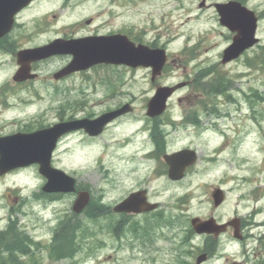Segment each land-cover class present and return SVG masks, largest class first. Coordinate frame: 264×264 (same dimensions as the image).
Segmentation results:
<instances>
[{
    "label": "flooded vegetation",
    "instance_id": "flooded-vegetation-1",
    "mask_svg": "<svg viewBox=\"0 0 264 264\" xmlns=\"http://www.w3.org/2000/svg\"><path fill=\"white\" fill-rule=\"evenodd\" d=\"M155 1L0 0V205L1 199L10 198L11 194V202L14 204L0 207H7L4 224L0 225V264H16L14 261L18 264H42L44 258L50 262H58L59 258H71L76 252L82 251L81 245L85 238L94 239L98 229L111 232L106 237L118 240L119 245L123 243L124 246L120 249L124 252L133 246L139 252H151V247L156 246L159 219V205L153 199L156 187L160 184L164 190L166 184L182 182L196 166V163L187 166L184 176L174 180L168 175L169 166L164 156L191 149L196 152L198 159V152L191 147L194 143L190 131L194 133L200 130L201 135L208 134L217 124L213 122L214 124L202 125L198 120L207 113L213 117L219 115L200 110L207 101L206 89L202 88L206 87L207 81L215 83L222 77L230 78L228 73L222 72L218 67L240 60L243 65L249 66L252 60L249 55L253 54V47L227 63L222 62L223 48L218 53L219 61L215 64L202 67L194 74L186 73L177 82H163V78L171 71L170 65L179 68L182 57L174 56L168 51L167 27L165 36L155 22V14L151 9ZM206 1L201 0L199 8H211L219 22L215 4L231 0H213L208 4ZM234 1L250 8L248 0ZM220 27L227 33L225 39L228 45L235 32L222 24ZM87 37H91L93 43L101 37L106 38L109 42L107 48L112 51L139 45L150 49H164L166 61L161 71L155 75L151 66L100 62L85 70L72 71L58 77V73L72 60L71 54L57 52L32 60L25 54L26 50L46 46L53 41L58 49V39L67 41ZM90 50L100 51L99 47ZM185 52L182 54L187 55V60L198 51L193 47H186ZM100 70L106 72L101 84L107 83L114 87L136 82L135 75L140 72L154 84V89L184 82L182 88H188L189 93L177 97L176 102L185 104L187 109L174 113L169 108L173 99L171 97L176 91L168 100L166 110L160 115L150 116L146 110L139 111L132 107L111 120L98 135L76 129L61 136L59 141L71 135H80L83 141L92 146L111 126L122 124L117 139L122 149V157L119 159L122 163V177L119 183L105 180L107 173L102 168L99 176L96 177L95 174L90 178L87 187L77 188L76 181L74 194L77 196L79 190H87L88 204L80 213L71 210L70 216L58 221V196L68 193L44 190L47 178L40 173V162L46 161V153L32 152L26 135L62 121L94 119L126 102L98 113L90 111L58 117V111L53 109L31 110L32 101L44 100L46 93L42 92L47 89L52 91L51 95L58 96L62 91L59 87L76 75L94 83L93 74ZM85 74L87 77H83ZM241 76L244 77V73ZM79 92L83 93L84 90L79 89ZM137 113L141 115L135 116ZM32 154L39 156L38 159H32ZM50 164L56 169H63L58 166V140L50 153ZM21 176L33 184L22 187L16 182ZM115 189V192L119 191L116 193L119 197L110 201L107 199L108 191ZM131 195L135 196L132 210H113L117 203L125 201ZM154 204L156 207H153ZM47 211L54 217H44ZM38 218H42V222ZM230 228L228 226L225 233ZM182 236L186 239L189 233Z\"/></svg>",
    "mask_w": 264,
    "mask_h": 264
},
{
    "label": "rangeland",
    "instance_id": "rangeland-1",
    "mask_svg": "<svg viewBox=\"0 0 264 264\" xmlns=\"http://www.w3.org/2000/svg\"><path fill=\"white\" fill-rule=\"evenodd\" d=\"M200 1L156 0L151 7L154 20L165 36L167 27L169 53L182 57L179 68L170 65L171 71L163 82H177L186 73L194 74L202 67L215 64L219 61L218 53L227 45L226 31L220 27L211 8H199ZM211 1L207 0L206 4ZM247 4L257 14L262 13L256 31L259 42L249 55L251 64L243 65L240 60L217 68L228 73L230 79L224 81L232 89L226 87L227 93L214 96L205 93L210 103L207 106H215L220 114L200 117L202 125L217 124L208 134L190 131L194 143L191 147L198 152L194 170L182 182L166 184L164 190L160 184L156 187L153 198L159 205L156 246L151 247V252H139L135 246L124 252L120 249L123 243L119 245L118 240L106 237L111 232L98 229L94 239H84L82 251L73 257L59 258L58 262L44 258L42 264H189L202 249L210 250V258L203 264H264V0H248ZM186 47L198 51L187 60V55L182 54L186 53ZM105 74L104 70L93 74L94 83L76 75L59 87L62 91L58 96L51 95L52 91L47 89L42 92L46 93L44 100L32 101L31 110L53 109L58 111L59 117L70 113H98L124 102L130 103L135 110H146V103L155 89L142 72L135 75L136 82L120 87L101 84ZM214 84L206 82L208 93ZM79 89L84 92L80 93ZM188 93V88H182L171 97L169 108L174 113L187 109L185 104H178L176 98ZM204 108L200 110L205 111ZM139 115L141 113L135 114ZM121 126H111L92 146L80 135H71L58 142V166L75 177L77 188L87 187L90 178L95 174L99 176L102 168L107 173L105 180L119 183L122 149L117 139ZM16 182L22 187L33 184L22 176ZM214 187L222 188L225 193L224 202L216 207L211 197ZM115 191L117 189L108 191L107 199L116 200L119 191ZM74 192L58 196V221L70 216L76 197ZM11 197L13 194L1 199L0 207L13 206ZM5 208L0 209L2 226ZM46 213L44 217H54L49 211ZM194 216L202 219L213 216L218 222L238 216L242 219L244 237L235 239L231 228L217 239L195 234L190 226ZM38 221L42 222V218ZM187 233L189 236L185 239L182 235Z\"/></svg>",
    "mask_w": 264,
    "mask_h": 264
},
{
    "label": "water",
    "instance_id": "water-1",
    "mask_svg": "<svg viewBox=\"0 0 264 264\" xmlns=\"http://www.w3.org/2000/svg\"><path fill=\"white\" fill-rule=\"evenodd\" d=\"M216 8L220 16L221 24L227 26L237 34L233 36L231 44L224 50L223 62L231 60L238 56V54L247 47H250L258 42L255 37L257 28V16L255 13L242 6L239 2L229 1L227 3H216ZM95 40V39H94ZM92 38H84L79 40L62 41L58 40V49L56 42H52L47 46L26 50L25 54L28 59L43 58L54 53H71L73 55L72 61L58 73V77L67 74L74 70L86 69L92 64L98 62H114L126 63L130 65H151L153 66L154 75L160 72L162 65L165 62V52L163 49H149L144 45L126 49L121 51H112L107 48L108 40L102 37L95 40ZM93 47H99L100 51H91ZM179 83L174 86H160L156 89L155 94L147 103V113L150 116L162 113L166 108L167 98L182 86ZM131 109L128 103L122 107L101 114L95 119H79L69 122H60L51 128L40 130L26 136L27 143H30L32 152H45L46 161L40 164V172L44 174L48 181L44 186L46 191L58 192H72L75 190L73 177L68 175L61 169L52 168L50 165V153L55 146V141L65 132L74 130L76 128H83L86 132L96 135L99 134L107 122L114 117L127 112ZM41 145V146H40ZM38 146V147H36ZM40 146V147H39ZM39 156L32 154V159H38ZM165 160L169 166L168 174L172 179H179L183 176L186 166L193 164L196 161V154L192 150H181L170 155H165ZM225 193L220 187H215L211 192L213 205L216 207L224 200ZM134 195L128 197L125 201L117 204L114 207L116 211L132 210ZM88 202V192L80 191L73 203V210L80 212ZM155 205H153L154 207ZM140 210V209H135ZM193 230L198 234H213V237H218L224 232L228 225L233 227V236L241 238L240 232V218L234 217L226 222L219 223L213 217L208 219H201L193 217L190 220ZM207 253H200L194 263L201 264L207 260Z\"/></svg>",
    "mask_w": 264,
    "mask_h": 264
},
{
    "label": "trees",
    "instance_id": "trees-1",
    "mask_svg": "<svg viewBox=\"0 0 264 264\" xmlns=\"http://www.w3.org/2000/svg\"><path fill=\"white\" fill-rule=\"evenodd\" d=\"M226 87H227V84L225 82L219 81L218 83L213 85V89L212 90L210 88V92L214 93V94H217V92H220V91L224 92L226 90Z\"/></svg>",
    "mask_w": 264,
    "mask_h": 264
}]
</instances>
